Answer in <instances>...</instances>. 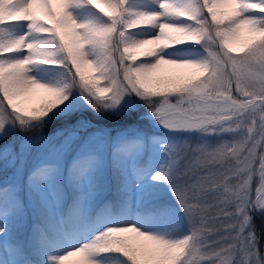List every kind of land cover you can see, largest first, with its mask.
<instances>
[{"label":"snow or ice","instance_id":"6c2138e0","mask_svg":"<svg viewBox=\"0 0 264 264\" xmlns=\"http://www.w3.org/2000/svg\"><path fill=\"white\" fill-rule=\"evenodd\" d=\"M257 223L264 0H0V264H264Z\"/></svg>","mask_w":264,"mask_h":264},{"label":"rangeland","instance_id":"374dc122","mask_svg":"<svg viewBox=\"0 0 264 264\" xmlns=\"http://www.w3.org/2000/svg\"><path fill=\"white\" fill-rule=\"evenodd\" d=\"M142 58V57H141ZM174 70L171 69L170 67L168 66H162L161 69L158 70V74L159 75H164V74H169L171 72H173ZM90 72V70L88 71ZM41 78L44 79V80H51V82H56L57 81V77L55 75H52V76H48V75H45V74H41ZM98 86L103 88L105 87V82L101 79L99 82H97ZM46 96L45 93H43L42 91L40 90H37V91H34V92H31L29 94H27L25 97H21V101H22V104H23V107L29 109L30 107L32 106H38L40 101L42 99H44ZM104 127V126H103ZM110 128V127H108ZM153 131L155 132L156 135H159V136H162V137H166V136H169L171 135L170 133H167L165 132L163 129H153ZM29 135H31V133H29ZM224 137L223 141H228L231 139L230 136L228 135H225V136H222ZM177 139L179 140H187L188 143L192 146V147H195L199 142H200V137L199 135H185V136H182V137H177ZM216 137L215 136H208L205 138L206 142L210 145H217L218 143H220L221 141H215ZM161 156H163V153H160ZM188 162L185 161L184 164L186 165ZM255 184H254V180H253V196L255 195ZM169 199H172L171 198V195L169 194ZM173 204H175V201L173 200L172 201ZM135 203H133V211H135ZM73 260H75L76 258H72Z\"/></svg>","mask_w":264,"mask_h":264},{"label":"trees","instance_id":"16d2710c","mask_svg":"<svg viewBox=\"0 0 264 264\" xmlns=\"http://www.w3.org/2000/svg\"><path fill=\"white\" fill-rule=\"evenodd\" d=\"M91 75V74H90ZM93 75V74H92ZM86 116L92 120L93 123L95 124H110V123H115V124H124V123H129L133 122L135 120V115L128 117V116H116L112 113H106L100 116H96L95 114L88 112L86 113ZM57 126L61 125V122L57 121ZM257 232L259 233L261 237V242L264 244V234L261 233L259 223H257Z\"/></svg>","mask_w":264,"mask_h":264}]
</instances>
